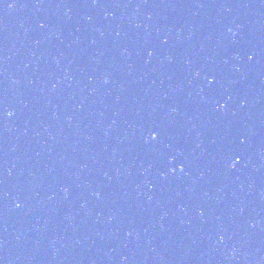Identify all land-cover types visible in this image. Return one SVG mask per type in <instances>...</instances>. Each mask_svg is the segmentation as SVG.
<instances>
[{
    "label": "water",
    "instance_id": "1",
    "mask_svg": "<svg viewBox=\"0 0 264 264\" xmlns=\"http://www.w3.org/2000/svg\"><path fill=\"white\" fill-rule=\"evenodd\" d=\"M0 264H264V0H0Z\"/></svg>",
    "mask_w": 264,
    "mask_h": 264
},
{
    "label": "snow or ice",
    "instance_id": "2",
    "mask_svg": "<svg viewBox=\"0 0 264 264\" xmlns=\"http://www.w3.org/2000/svg\"><path fill=\"white\" fill-rule=\"evenodd\" d=\"M9 6L11 7L12 5H9ZM157 138H158V134H153L152 137H151L152 140H156ZM233 166H235V164ZM180 170L183 171L184 169L181 168Z\"/></svg>",
    "mask_w": 264,
    "mask_h": 264
},
{
    "label": "clouds",
    "instance_id": "3",
    "mask_svg": "<svg viewBox=\"0 0 264 264\" xmlns=\"http://www.w3.org/2000/svg\"><path fill=\"white\" fill-rule=\"evenodd\" d=\"M9 115H11V113H9Z\"/></svg>",
    "mask_w": 264,
    "mask_h": 264
}]
</instances>
